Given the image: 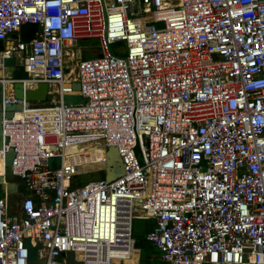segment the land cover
I'll return each instance as SVG.
<instances>
[{"label": "built area", "instance_id": "2783aa9c", "mask_svg": "<svg viewBox=\"0 0 264 264\" xmlns=\"http://www.w3.org/2000/svg\"><path fill=\"white\" fill-rule=\"evenodd\" d=\"M0 43V69L25 73L0 76V176L11 150L24 190L18 212L0 197V264H124L137 219L165 264H264V0H0ZM91 143L116 147L120 176L77 179L96 170L67 152Z\"/></svg>", "mask_w": 264, "mask_h": 264}, {"label": "water", "instance_id": "95a60500", "mask_svg": "<svg viewBox=\"0 0 264 264\" xmlns=\"http://www.w3.org/2000/svg\"><path fill=\"white\" fill-rule=\"evenodd\" d=\"M36 30H37V24L35 23H27L22 25L19 32L20 39L26 42L30 41L34 37V33ZM72 86L74 89H79L78 82H74ZM13 91L16 97L24 96V98L27 101L30 100L42 101L46 98L47 84L44 82L39 83L36 88L26 89L23 92V84L17 81L13 83ZM0 99H1V86H0ZM66 99L70 100V102L68 103H76V102H81L83 100L81 95H77V96L68 95L65 96V101ZM20 108L21 107L19 105H8L6 107V114L10 116L15 109H20ZM0 117H1V103H0ZM11 157H12V151L9 150L5 156V173L3 176H0V188L6 189L8 193L9 192L20 193L22 192V182L18 179V177L13 176L10 171L9 165H10ZM104 172H105V179L107 180L114 179L123 173L121 158L118 154L116 147L114 146H110L106 150V165L104 167ZM146 222L147 224L151 225L150 226L151 228L153 225V221L146 220ZM145 236L146 233L142 236L143 237L142 239H146ZM136 245L138 246L137 242ZM44 262L45 261L43 259L42 260L38 259L30 262V264H44ZM66 264H82V262L76 261L73 256V253L69 252L67 254Z\"/></svg>", "mask_w": 264, "mask_h": 264}, {"label": "trees", "instance_id": "16d2710c", "mask_svg": "<svg viewBox=\"0 0 264 264\" xmlns=\"http://www.w3.org/2000/svg\"><path fill=\"white\" fill-rule=\"evenodd\" d=\"M0 48H2V43H0ZM19 70H21L23 76L20 78L25 77V73L20 65L17 66ZM30 106H42V105H49L52 104V98L46 96V98L42 101H35V100H30L28 101ZM85 154L79 155L80 157ZM79 156H70V159H74L76 163H73V170L75 173L81 172V170L84 171H95L98 169H102L106 165V157L103 155L102 157H99L98 159H95L93 163L86 164L82 163V160ZM82 163V164H80ZM79 164V165H78ZM98 173L101 174L100 179L105 178V172L104 170L98 171ZM72 185L76 184V179L72 180L71 182ZM23 188V187H22ZM141 221L139 224H135V221L133 223V235L136 239V242L138 243V247L140 248V257H139V264H157V261L153 260L151 255L154 253H157L158 250L151 245L149 241L146 239H142L143 235L147 232V230L150 228L151 225L147 224L146 220L138 219Z\"/></svg>", "mask_w": 264, "mask_h": 264}, {"label": "rangeland", "instance_id": "374dc122", "mask_svg": "<svg viewBox=\"0 0 264 264\" xmlns=\"http://www.w3.org/2000/svg\"><path fill=\"white\" fill-rule=\"evenodd\" d=\"M117 46L118 45H116V44H112L110 46V50L112 53L122 56V53H120L118 51L119 49L116 48ZM79 47H81V50H82V57H80V58H83V59L94 58V57H96V55L99 52L98 42L96 41V39L81 40L79 42ZM3 64H4V67H5V70H6V73L8 76L14 77L15 79H19L20 77L23 76L21 70H19L17 67L18 62L15 59V57L5 59L3 61ZM72 73H73V71H72ZM74 101H77V100H74ZM65 102L68 103V102H70V100L66 99ZM71 102H73V101H71ZM103 155L106 157L105 151H98V152H93V153L83 155L80 158H81L83 164L84 163L90 164V163H93L95 161V159H98L99 157H102ZM67 161L70 163V165H73V163H76L74 161V159H70V158H68ZM82 163H80V164H82ZM100 170H96L95 172H92V173L82 174V175L78 176L77 179H79L81 183H86V182L91 181V180L100 179L101 174L98 173V171H100ZM72 171L75 173V171L73 169H72ZM81 172H86V171L81 170ZM23 194H24V190L18 194H15V196H17V195L22 196ZM10 199H9V202H10V206H11L12 201H10ZM139 223H141V221H139L138 219L135 220V224H139ZM34 256H35V251H31L30 258H33Z\"/></svg>", "mask_w": 264, "mask_h": 264}, {"label": "bare ground", "instance_id": "6f19581e", "mask_svg": "<svg viewBox=\"0 0 264 264\" xmlns=\"http://www.w3.org/2000/svg\"><path fill=\"white\" fill-rule=\"evenodd\" d=\"M3 73H5V72H3L2 69H0V76L3 75ZM7 76H8V75H7ZM24 86H25V88H30V85H29V83H27V82H25ZM76 90H77V89H76ZM16 115H17V116H20V113H18V114H16ZM81 146H82V145H80V146H78V147H72L71 149H69L70 151L67 152L68 155L66 156L67 159H68L70 156H74V155L79 156V155H81V154H85V153L89 154V153H93V152L104 151V150L102 149L101 146H98V145H96V144H92V143H91V144H88V145L86 146V147H88L87 150H85L84 148H83V149H80ZM79 157H80V156H79ZM0 159H2V158H1V154H0ZM3 170H4V167H3L2 161H0V174L3 173ZM138 259H139V258L137 257V255H133V256L129 257V258L124 262V264H137Z\"/></svg>", "mask_w": 264, "mask_h": 264}, {"label": "crops", "instance_id": "0c3cea01", "mask_svg": "<svg viewBox=\"0 0 264 264\" xmlns=\"http://www.w3.org/2000/svg\"><path fill=\"white\" fill-rule=\"evenodd\" d=\"M3 72H5V73H3V75L6 74V76H7L6 70H3ZM12 78L15 79L14 77H12ZM7 89H8V91L11 90L9 84H7ZM0 144H1V137H0ZM5 192H6V189H1L0 188V197H3L6 194ZM15 194H18V193L9 192L8 193V198L9 199L11 198L10 201H12L11 204L13 205V208L12 209H15V211L18 212V208L15 207V205H17V204H19L21 202L22 196L21 195L15 196ZM151 257H152L153 260L157 261V264H165L163 261H161L159 252H157L155 254L153 253L151 255Z\"/></svg>", "mask_w": 264, "mask_h": 264}]
</instances>
